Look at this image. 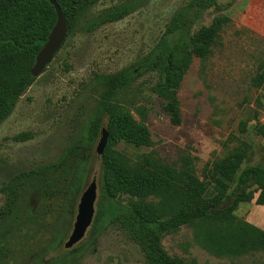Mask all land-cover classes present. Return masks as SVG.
I'll return each mask as SVG.
<instances>
[{
	"label": "rangeland",
	"instance_id": "obj_1",
	"mask_svg": "<svg viewBox=\"0 0 264 264\" xmlns=\"http://www.w3.org/2000/svg\"><path fill=\"white\" fill-rule=\"evenodd\" d=\"M124 1L101 0L87 12L0 124V264H145L138 247L114 225L105 226L97 236L88 229L81 241L65 249L78 203L72 213L63 215L61 199L41 193L43 184L63 187V169L54 174L49 171V177L14 181V205L11 210L7 207L12 196L8 184L13 178L53 165L71 147L80 152L78 143L99 102L94 77L115 73L146 55L171 17L192 0H147L118 22L91 33L80 30L101 11ZM217 3L225 7L221 14L229 22L210 54L204 60L193 58L181 81L179 126L170 124L164 102L149 92L156 81L154 74L140 78L123 93L122 107L135 121L144 123L151 142L142 149L116 145L115 150L129 163L148 155L160 164L179 168L187 158L200 179L207 164L238 148L246 149L244 166L264 163V0ZM218 14L206 11L193 32L209 25ZM241 122L246 124V134L240 133ZM98 140L99 136L89 151L84 187L92 179L99 182ZM213 196L209 187L205 197ZM234 216L264 231V210L254 201L238 205ZM202 232L196 225L182 227L164 236L162 246L167 255L184 264H264L261 251L223 253Z\"/></svg>",
	"mask_w": 264,
	"mask_h": 264
},
{
	"label": "trees",
	"instance_id": "obj_2",
	"mask_svg": "<svg viewBox=\"0 0 264 264\" xmlns=\"http://www.w3.org/2000/svg\"><path fill=\"white\" fill-rule=\"evenodd\" d=\"M54 1L66 18L68 37L101 0ZM146 2L126 0L101 11L79 28L91 33L122 20ZM224 9L217 0H192L171 17L146 55L115 73L96 75L93 82L99 89V102L85 127L83 141L78 143L80 152L69 148L53 165L13 178L9 189L20 178L49 177V171L54 174L63 169V187L43 184L41 193L49 198H60L63 215L72 213L85 188L89 151L100 131L105 129L107 143L100 158L90 233L97 232V236L105 226H116L138 247L145 264H184L167 255L162 239L190 225L203 228L202 234L223 253L237 255L261 251L264 254V231L234 216L240 204L254 201V205L264 207V163L244 166L246 149L238 148L225 158L207 164L201 179L187 158L179 168L160 164L148 155L129 163L115 150L118 144L137 149L151 145L144 123L135 121L130 111L122 107L123 93L146 75L156 76L149 92L164 102V113L170 124H181L177 97L181 81L193 58L204 60L210 54L215 39L229 22V18L221 14ZM208 10L219 14L209 25L193 32L196 22ZM55 22L54 7L47 0H0V124L11 115L19 98L34 83L30 70ZM240 133H247L244 122L240 123ZM261 134L264 135L263 130ZM209 187L214 192L210 199L205 197ZM10 193L9 210L15 200L12 190ZM124 198L126 202L122 203ZM56 231L58 234L59 229Z\"/></svg>",
	"mask_w": 264,
	"mask_h": 264
},
{
	"label": "water",
	"instance_id": "obj_3",
	"mask_svg": "<svg viewBox=\"0 0 264 264\" xmlns=\"http://www.w3.org/2000/svg\"><path fill=\"white\" fill-rule=\"evenodd\" d=\"M55 10L56 22L51 29L46 42L37 53L34 61V65L30 70L32 78H38L47 66L52 62L54 56L61 49L63 43L67 38L68 25L65 16L62 14L59 6L54 0H47ZM107 143V133L105 129H102L99 134V140L97 142L95 152L100 159L103 155L104 149ZM98 185L95 179H92L84 188L80 195L75 221L73 224L72 232L64 244L65 249H70L81 241L90 228L94 213L95 203L97 200Z\"/></svg>",
	"mask_w": 264,
	"mask_h": 264
},
{
	"label": "crops",
	"instance_id": "obj_4",
	"mask_svg": "<svg viewBox=\"0 0 264 264\" xmlns=\"http://www.w3.org/2000/svg\"><path fill=\"white\" fill-rule=\"evenodd\" d=\"M259 208H262V210H264V207H262V206H258Z\"/></svg>",
	"mask_w": 264,
	"mask_h": 264
}]
</instances>
